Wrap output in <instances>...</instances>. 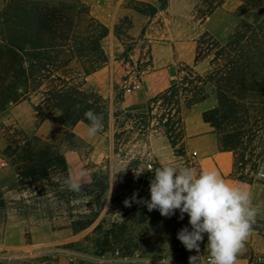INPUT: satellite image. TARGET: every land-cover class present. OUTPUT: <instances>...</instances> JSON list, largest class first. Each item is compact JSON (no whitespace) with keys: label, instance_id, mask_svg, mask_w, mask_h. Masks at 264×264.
<instances>
[{"label":"rangeland","instance_id":"rangeland-1","mask_svg":"<svg viewBox=\"0 0 264 264\" xmlns=\"http://www.w3.org/2000/svg\"><path fill=\"white\" fill-rule=\"evenodd\" d=\"M84 1L91 14L109 29L108 36L102 42L108 62L90 75L87 81H118V84L124 81H146L148 74L157 71L161 73H157L155 79L159 77L162 81L181 83L188 75H191L189 79L197 81L195 74L188 72L184 64L194 61L192 45L189 44L196 43L199 60L187 66L205 76L211 70L210 61L213 56V52L208 51L210 39L226 43L237 34L240 23L251 22L255 14L254 10L240 14V0H223L209 14L210 0H169L164 9L160 8L158 0ZM3 2L0 0V10ZM148 5L156 7L157 12L150 15ZM134 7L145 11L144 14L136 12ZM116 25L121 30L119 37L115 36ZM155 48L157 51L159 49L163 58L169 59L172 56L175 62L154 68L152 58ZM85 89L90 90L87 87ZM216 90L212 84L205 87L207 94H213ZM218 91L230 101L226 92ZM116 95L114 104L110 105L106 100L109 117L103 130L93 140L89 137L79 140L72 132L73 126H61L54 118L60 115L58 111H53L43 120L36 112L35 130L27 132L11 110L23 101L38 104L40 92L33 94L30 100L11 104L0 112V138L3 139L0 158L7 162L6 166L0 168V195L6 203V213L0 216V244L11 247H0V264H95L96 257L110 255L116 249L123 254L138 252L142 257L151 259V264H174V261L180 260L189 264V257L209 253L206 234L199 253L187 250L177 239V232L181 228L187 226L190 229L187 214L182 220L178 210L175 215L164 217L158 210L149 212L145 204L132 202L133 193L138 194L137 200L150 199L149 182L154 178V172L149 169L172 165L190 167L196 173L201 172L198 160L187 151L185 141L184 118L190 107L182 98V123L178 122L171 109L167 111L171 122L165 127L166 120L159 121L163 109L158 103H151L153 111L150 115L141 116L148 114V111H127L121 106V94ZM145 96L148 107L149 99L155 95ZM236 99L241 98L237 96ZM246 105L251 116L246 128H251V131L244 139L245 143L235 151L237 155L232 176L246 179L264 191V180L256 178L259 171H264L261 146L264 128L257 131L261 123L254 126L253 118L260 116L261 111L258 107ZM209 117L221 127L219 111L217 119L215 113H210ZM239 117L244 119L245 114L240 113ZM233 118L234 110L231 106L229 119H223L222 129L227 130L228 125H232L233 130ZM20 130L48 143L63 156L66 154L72 163L71 167L68 165L63 171L61 166H57L48 172L46 180L20 184L10 158L4 154L8 140L23 141L24 136ZM225 134L218 133L219 146ZM91 140L92 143H89ZM242 156L245 159L240 163ZM81 174L85 177L84 184H93V190L100 191L107 185L106 193L99 197H86L84 192L76 195L62 187L64 178L72 176L79 179ZM106 175L107 181L104 179ZM126 200L130 201V206H126ZM98 207L100 211L95 222L88 229L74 234L71 222L77 220L76 216ZM2 223L5 224L3 229ZM37 224L45 225L53 237L46 244L31 247L30 229ZM20 246L24 247L18 248ZM6 253L9 256L4 255ZM236 264H264V219L261 224L253 225L252 233L243 252L238 255Z\"/></svg>","mask_w":264,"mask_h":264},{"label":"trees","instance_id":"trees-1","mask_svg":"<svg viewBox=\"0 0 264 264\" xmlns=\"http://www.w3.org/2000/svg\"><path fill=\"white\" fill-rule=\"evenodd\" d=\"M168 1L158 0L160 8L164 9ZM240 1V14L254 10L253 20L240 23L237 34L224 44L210 39L211 70L201 76L186 65L188 72L195 74L198 80L194 82L188 75L184 82H173L149 99L148 114H141L150 115L153 111L151 103H158L163 109L159 121L166 120L165 127L171 122L168 112L172 110L182 123V98L191 107L206 98L205 87L212 84L230 96L234 110L233 130L223 136L220 147L233 153L245 143L244 139L251 131L246 128L251 119L246 104L260 109V116L253 117L254 126L261 123L257 131L264 128V0ZM222 2L210 0L207 13ZM3 3L0 10V112L21 100H30L33 94L40 92L41 98L35 107L42 120L58 111L60 115L54 118L63 127H72L77 122L88 125L84 113L93 109L103 114L105 124L109 117L106 100L98 92L86 90L85 85L87 78L108 62L102 44L109 34L107 26L91 14L84 0H4ZM148 6L150 15L157 12L156 7ZM133 9L140 14L145 12L136 7ZM120 31L116 25L115 36L119 37ZM195 60H199V53ZM237 96L242 100H237ZM77 105L80 106L78 110ZM210 113H215L217 119L218 109L203 114L206 122L217 127L209 117ZM240 113L245 114L244 119L239 117ZM20 133L24 136L23 141L8 140L4 149L20 184L46 180L48 172L57 166L63 171L67 169L66 160L57 149L22 130ZM243 159L244 156L240 157L239 162ZM104 179L107 181L108 176ZM92 187L93 184H84L86 197H99L107 191V185L100 191ZM3 206L0 195V207ZM99 211L98 207L78 214L77 220L71 222L74 234L88 229Z\"/></svg>","mask_w":264,"mask_h":264},{"label":"clouds","instance_id":"clouds-1","mask_svg":"<svg viewBox=\"0 0 264 264\" xmlns=\"http://www.w3.org/2000/svg\"><path fill=\"white\" fill-rule=\"evenodd\" d=\"M84 116L89 122L90 137L103 130V114L89 109ZM149 171L154 172L149 182L150 199L137 200L138 194L133 193L132 202L145 204L149 212L158 210L164 217H171L178 210L182 220L187 214L190 229L186 226L177 232L184 247L199 253L206 234L208 264H236L256 223L257 209L252 206L250 193L229 185L215 169L196 173L190 167L161 165ZM260 176L264 178V171ZM84 179L83 174L79 179L66 177L62 187L79 195L84 190ZM125 204L130 206V201ZM198 257H189V264H195Z\"/></svg>","mask_w":264,"mask_h":264},{"label":"crops","instance_id":"crops-1","mask_svg":"<svg viewBox=\"0 0 264 264\" xmlns=\"http://www.w3.org/2000/svg\"><path fill=\"white\" fill-rule=\"evenodd\" d=\"M189 45H192L193 50V60L196 58V43L192 42ZM159 51V49H158ZM156 50L153 51L152 64L154 68L157 67H165L175 62V59L171 56L169 59L163 58L162 55ZM180 57L182 58L181 52L179 51ZM165 56V55H164ZM193 63H185L186 65H193ZM162 67V68H163ZM160 72L150 73L145 77L146 81H124L122 84H118V81H87L85 87L88 89H93L103 96L105 100L109 102L110 105L114 104L116 99V94L120 93V97L122 98L120 101L122 108L127 111L144 113L148 111V107L146 104V96H154L167 87H169L172 83L170 81H162L159 80V77L155 79L156 74ZM89 78V77H88ZM89 80V79H87ZM159 80V81H158ZM131 82H133V86L130 87ZM118 88H122L123 91L118 90ZM128 88L130 91L128 92ZM230 101L227 96L222 92L216 90L213 94L206 93V98L201 102L191 106L188 109V113L184 118V133H185V141L187 146V151L192 153L196 160H198L200 171L203 170H211L215 169L219 172L221 177L232 186L239 187L250 193L252 206L257 209L256 223L261 224L264 219V191L261 187L252 184L250 181L246 179H237L232 175L234 174V164H235V153L232 151L223 150L218 143V133L224 132L228 133L232 131V125H228V129H222L223 119H229L230 114ZM213 109H218L219 117L222 121V125L213 126L210 122H206L203 119V114L205 112L211 111ZM12 114L18 119L22 127L27 132H33L34 121L36 119L35 114V105L28 101H23L16 104L12 110ZM88 125L77 122L73 128L72 132L76 134L79 140L90 139L93 140V137H90L87 134ZM224 128V127H223ZM95 137V136H94ZM3 139L0 138V148L3 146ZM92 140L89 143H92ZM2 142V143H1ZM262 148L264 155V134L262 138ZM66 160L67 166L71 167V162L68 160V156L64 154L63 156ZM264 165V161H263ZM16 176V175H15ZM259 179L258 174L256 176ZM85 180V179H84ZM264 180V178L262 179ZM264 186V184H262ZM21 196V194H20ZM4 199V197H3ZM5 203V199H4ZM6 206V203L4 204ZM0 209V216L5 215L6 209ZM4 223H2L1 228H4ZM31 238L32 243L31 247L41 246L46 244L52 240V233L47 232V227L43 224L33 225L31 227ZM61 236V235H59ZM23 240V238H21ZM0 247H5L11 249L9 246H5L0 244ZM24 246H20L18 248H22ZM10 251V250H9ZM199 258L201 259L202 254L199 253ZM9 256V253L4 254ZM174 264H188V262L184 260L174 261Z\"/></svg>","mask_w":264,"mask_h":264},{"label":"built area","instance_id":"built-area-1","mask_svg":"<svg viewBox=\"0 0 264 264\" xmlns=\"http://www.w3.org/2000/svg\"><path fill=\"white\" fill-rule=\"evenodd\" d=\"M128 92L130 91V88L127 89ZM7 165V162L0 158V168ZM258 172L259 179H263L260 176V173ZM95 264H151L152 260L148 258L142 257L138 252H133L130 254H123L120 252L119 249H116L111 252L110 255H101L96 257ZM164 261L165 259H161ZM209 261V253L202 255L201 259L197 264H208Z\"/></svg>","mask_w":264,"mask_h":264}]
</instances>
